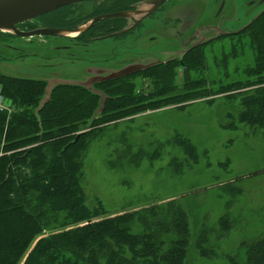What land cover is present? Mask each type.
<instances>
[{
  "label": "rangeland",
  "instance_id": "obj_1",
  "mask_svg": "<svg viewBox=\"0 0 264 264\" xmlns=\"http://www.w3.org/2000/svg\"><path fill=\"white\" fill-rule=\"evenodd\" d=\"M80 4L66 6L51 18L57 22L64 15L62 26L58 27L72 30L76 24L85 23L90 15L91 9L80 8ZM99 18L92 19L90 25ZM3 32H0L3 36L0 37V73L26 77L22 71L25 73L26 66L33 64H24L23 59L27 62L36 56L39 48L22 45V38L10 41L7 38L10 35ZM33 40L41 44L39 40H46L42 47L47 55H52L55 46L74 42L65 36H36ZM102 42L96 43L97 47H102ZM8 44L21 46L20 53L8 48ZM200 55L199 67L191 65L185 71L168 68L148 78L172 82L209 78L207 83H198L209 88L198 96L187 99L180 96L175 100H167V96L157 99H163L165 104L156 108L154 104L137 107L145 95L158 94L163 84L102 87L106 91L111 89L108 94L116 99L106 106L105 117L92 123L83 119L74 126L77 132L73 134L79 136V186L89 210L100 205L108 213L147 209L174 200L188 219L190 235L185 264H243V245L264 236V130L251 129L237 121L239 105L245 96L233 99L234 88L225 94H214L218 86L250 79L248 74L254 72L252 38L248 31L237 40L215 41ZM13 56L20 63H9ZM63 70L69 74L77 71ZM255 84H264V79ZM262 87L251 86L239 92H253ZM187 89L182 84H170L162 94ZM65 96L74 95L69 92ZM136 102L130 109L116 110ZM0 106L7 114L21 111L11 102ZM113 108L116 111L108 114ZM221 218L230 226L227 233L222 230ZM200 239L203 240L200 247L208 254L213 253L209 258L198 254Z\"/></svg>",
  "mask_w": 264,
  "mask_h": 264
},
{
  "label": "trees",
  "instance_id": "obj_2",
  "mask_svg": "<svg viewBox=\"0 0 264 264\" xmlns=\"http://www.w3.org/2000/svg\"><path fill=\"white\" fill-rule=\"evenodd\" d=\"M62 18L64 15H60ZM249 34L254 71L248 74L250 79L218 86L214 95L234 88L233 99L245 96L237 121L264 130V84H255L264 79V17L253 23ZM191 64L201 65L194 61ZM207 81L209 78L201 77L198 82ZM107 85L99 88L108 94L111 89L102 88ZM167 85H160L158 94L145 95L143 103L126 104L116 110L137 104H154L156 108L165 104L159 98L187 99L209 89L205 84H182L188 88L186 91L162 94ZM257 85L262 89L239 92ZM46 86L44 82L0 73V93L21 110L0 113V264H185L188 219L174 200L118 213H108L100 205L89 210L85 204L79 186V136L73 134L77 132L74 126L83 119L98 122L105 117L106 106L116 99H108L102 114L92 120L99 96L83 87L59 85L41 106ZM69 92L74 96H65ZM220 225L226 233L230 230L225 218H221ZM200 246L202 239L197 241L202 258L213 255ZM242 249L243 264H264V236Z\"/></svg>",
  "mask_w": 264,
  "mask_h": 264
},
{
  "label": "flooded vegetation",
  "instance_id": "obj_3",
  "mask_svg": "<svg viewBox=\"0 0 264 264\" xmlns=\"http://www.w3.org/2000/svg\"><path fill=\"white\" fill-rule=\"evenodd\" d=\"M147 2L149 0L80 2V8L91 9L86 24L98 16L101 18L96 19L85 32L71 38L74 42L69 46H55L50 52L52 55L44 52L42 45L46 40H39L41 44L33 40L36 36L22 38V45L39 48L36 56L33 55L27 62L23 59L24 64H33L26 66L25 73L22 71V75L26 76L23 78L53 87L69 83L92 84L90 92L97 96L100 94L94 93V90L103 94L104 104L112 97L99 88L103 84H198L200 82L185 79L172 82L150 81L148 78L152 79L168 68L185 71L192 65L191 61L200 65V54L206 46L223 39L237 40L248 33L254 22L264 17V0H166L153 9L145 10ZM231 3L233 8L230 10ZM55 11L20 23L17 29L23 32L39 28L66 29L58 27L62 26L60 22L65 17L54 22L52 16H48ZM117 14L120 17H113ZM149 22L151 24L147 25ZM85 23L76 24L71 29ZM0 37L3 36L0 34ZM7 38L13 41L21 37L10 34ZM99 41H103L102 47H97ZM7 46L17 53L21 51V46ZM14 58L9 63H20ZM130 67H134L135 71L114 78ZM63 68L77 71L69 74ZM10 70L17 72L13 68ZM137 77L145 80L135 81Z\"/></svg>",
  "mask_w": 264,
  "mask_h": 264
},
{
  "label": "water",
  "instance_id": "obj_4",
  "mask_svg": "<svg viewBox=\"0 0 264 264\" xmlns=\"http://www.w3.org/2000/svg\"><path fill=\"white\" fill-rule=\"evenodd\" d=\"M90 0H0V31L3 32L5 30L10 31V34L19 36L21 38L34 37V36H63L67 32L72 31H83L88 29L92 24L93 20L86 24L85 26H81L77 29L66 30V29H57V28H39L28 32H23L17 29V25L23 22L30 21L35 19L43 14L52 12L59 8L68 6L70 4L84 2ZM166 0H149L146 3L145 10L153 9L156 6H159ZM141 10V11H144ZM123 15V14H121ZM113 17H120V14H117ZM83 27V28H82ZM134 67H130L127 69H123L119 74L114 76V78H119L131 74L134 72ZM62 86H78L83 87L89 91H91L92 84H60ZM53 89V86L47 85L45 88V99L41 102V106L43 103L48 101L50 92ZM94 93H99L100 102L99 107L95 111L94 116L92 118L95 119L97 115L103 110V104L105 102L103 94L94 90Z\"/></svg>",
  "mask_w": 264,
  "mask_h": 264
},
{
  "label": "bare ground",
  "instance_id": "obj_5",
  "mask_svg": "<svg viewBox=\"0 0 264 264\" xmlns=\"http://www.w3.org/2000/svg\"><path fill=\"white\" fill-rule=\"evenodd\" d=\"M82 28H83V27H82ZM4 32H5L6 34H10V31L5 30ZM79 33H80V31H72V32H67V33H65L63 36H65V37H70V38H74V37L78 36Z\"/></svg>",
  "mask_w": 264,
  "mask_h": 264
},
{
  "label": "built area",
  "instance_id": "obj_6",
  "mask_svg": "<svg viewBox=\"0 0 264 264\" xmlns=\"http://www.w3.org/2000/svg\"><path fill=\"white\" fill-rule=\"evenodd\" d=\"M5 102H6V101L4 100V97H3L2 94L0 93V105L3 104V103H5ZM6 103H7V102H6ZM4 111H6V109L0 106V112H4Z\"/></svg>",
  "mask_w": 264,
  "mask_h": 264
}]
</instances>
